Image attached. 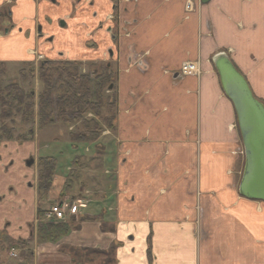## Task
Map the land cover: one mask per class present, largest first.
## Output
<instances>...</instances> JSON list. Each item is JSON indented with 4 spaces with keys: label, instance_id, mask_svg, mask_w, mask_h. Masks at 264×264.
<instances>
[{
    "label": "crops",
    "instance_id": "0c3cea01",
    "mask_svg": "<svg viewBox=\"0 0 264 264\" xmlns=\"http://www.w3.org/2000/svg\"><path fill=\"white\" fill-rule=\"evenodd\" d=\"M59 1L33 4V26L60 35L55 49L70 57L100 59L112 48L115 126L93 142L94 154L85 148L90 155L76 157L66 176L53 172L44 198L33 173L30 215L16 185L6 200L13 217L6 215L18 245L0 251V264H76L71 248L111 247L115 264H264V202L238 191L243 143L211 61L227 53L264 105V0ZM112 4L115 40L97 28ZM88 32L97 48L87 46ZM20 37L0 39V60L33 58ZM184 61H197L200 73L181 74ZM91 158L98 163L88 164ZM54 202L66 206L62 221L43 218ZM41 222H62L68 231L43 236ZM83 264H100V257Z\"/></svg>",
    "mask_w": 264,
    "mask_h": 264
},
{
    "label": "rangeland",
    "instance_id": "374dc122",
    "mask_svg": "<svg viewBox=\"0 0 264 264\" xmlns=\"http://www.w3.org/2000/svg\"><path fill=\"white\" fill-rule=\"evenodd\" d=\"M2 61H5V69L4 71H0L1 87L7 84H11V83H17V85L20 86L25 92L32 91V93L34 94L31 100L32 101L31 111L34 115L33 119L27 122H22L20 118L21 114H16V116L13 119H8L5 121L6 125L11 130L12 129L15 130L14 132L21 134V136L26 139L23 142H21L19 145L11 141H5L1 144V146L4 148V145H6V148H4V150L3 148H0V164L2 166H6V165H9L10 160H12L13 162V164L11 166L9 165V167L7 168L8 172L6 171V173L5 172L1 173L2 176H6L7 181H10V184L5 185V189L7 192L6 200L10 199L9 186L15 187L17 184L21 182L20 184L22 185L20 187L22 188L21 189L22 196L20 199H22L23 204H24V199L28 202V204H25L24 206H25L26 214L30 215L27 210H29V196H30V190L32 189V187L28 185V182L32 178V170L25 163V158H27L28 156L27 154L28 153L33 154V159H34L33 173L34 174H37L38 171H40L39 166H37L39 157L48 156V157H52L55 159L56 175H58L60 178H63L64 176H66L68 172L67 168L69 166L71 168L74 166V164L72 165V161L76 157L77 159L79 157L82 160L83 154L85 155L87 154V152L85 153L84 151L85 148H88V151H89L88 153L90 154H94L93 153L94 148L99 149L93 144V142H80V143H77L76 146H72L70 142V134L78 133L82 130L83 119L84 120H91V119L94 120V118L97 119V117H95L92 111H88L83 116L82 119H79L76 122H72L71 124H67V125L61 122V120L57 117V104L55 102L56 100L55 96L63 92L62 89L66 88L64 86L68 85L74 90H80L81 87L74 84L70 79H68L67 76H63L61 78L63 82H60L61 84L60 83L58 84L56 82L57 75L55 74L52 78L51 87H50L52 101L49 106L53 114V122L47 125L45 124L41 125L37 119V116H38L37 115V107H38L37 105H38V95L44 89V87H43L42 81L38 77V74H37L38 69L36 68L34 69L33 75H30L29 73L31 69L33 72V58L24 60V61L23 60L21 61L20 60H2ZM37 61L38 59L35 61V63H38ZM87 76L89 77V80L92 83H94L95 81L93 80L94 75L90 76L89 74H87ZM89 91H90V94L88 96V99L90 100V102H94L95 100H98L97 97L100 95L99 97L101 99V105L97 107L99 108L98 111L101 116H105L108 114H113V115L115 114L114 105L110 104V102H108L107 100L109 97H112V96L114 97L113 88L111 90L108 87H102L101 90L97 91L96 87H89ZM25 101H28V100L26 99ZM114 104H115V101H114ZM92 124L93 123H90L89 126L92 127ZM101 126H102L103 131L107 130L104 122H101ZM3 151L5 153L9 152L10 154L8 156H5V153ZM90 154H87V155H90ZM89 160L90 162L88 164L93 163V165H96V163H98V162L92 161V158ZM237 164H238L237 179L240 180L243 166L241 165V161ZM19 169L24 170L26 174V177L22 176V178L19 179L20 182L18 179L14 178L15 174L11 173V171L13 170L18 171ZM3 170H5V167ZM69 173H72V172H69ZM75 174L77 173L74 172L73 176ZM56 182L57 181H54V184ZM56 189H57L56 192L52 191V194L50 195L52 199H49L48 197V200L53 202L54 201L53 199H56L55 195L59 194V187H56ZM48 200L46 201L41 200L39 203V207L41 209H46L49 204ZM51 204L53 203H50V205ZM5 206H6V203L4 207ZM11 209L6 214H8L9 217L12 218L13 217L12 212H14V210L13 208ZM41 223L44 225L45 231H48L49 227H52V231H54L53 227L58 225L57 222H53V223L52 222H48V223L41 222ZM38 224L36 226L37 231H38ZM104 259L105 257L101 256L100 261L102 262Z\"/></svg>",
    "mask_w": 264,
    "mask_h": 264
},
{
    "label": "trees",
    "instance_id": "16d2710c",
    "mask_svg": "<svg viewBox=\"0 0 264 264\" xmlns=\"http://www.w3.org/2000/svg\"><path fill=\"white\" fill-rule=\"evenodd\" d=\"M4 69L5 61L0 60V71H4ZM29 73L30 75H33L32 69ZM37 74L44 87L38 95L37 105V119L41 125H47L53 122V114L49 107L52 101L50 87L52 78L56 74V82L58 84L63 82L61 79L63 76H67L74 84L81 87L80 90H74L68 85L64 86L66 88L62 89L63 92L55 96V102L57 104V117L61 120V122L66 125L76 122L79 119H82L88 111H92L95 117H97V119L94 118V120L83 119L82 130L78 133L70 134V142L72 146H76L77 143L80 142H95L103 131L101 122L105 123L106 129L110 131L114 130V115L108 114L101 116L98 111V107L101 105L100 95L97 97L98 100H95L94 102H90L88 99L90 94L89 87H96L97 91L101 90L102 87H105L108 76L92 83L87 75L79 74L76 65L71 66L65 64L64 62H45L43 65L39 66ZM33 96L34 94L32 91L25 92L17 85V83L7 84L2 87L0 85V138H12L15 130H11L6 125L5 121L13 119L16 114H21L20 118L22 122H27L33 119L34 115L31 111V100ZM26 99L28 101H25ZM107 100L110 104L114 105L115 96L109 97ZM90 123H93L92 127L89 126ZM37 163L40 170L38 171V191L39 199H41L45 197V194L51 184L52 174L55 171V159L48 156L39 157ZM75 163H77L76 158L72 161V164ZM53 230L54 231H52V227H49V230L45 231L44 225L42 223L38 224V232L41 235L44 236L47 234L48 236L55 238L58 237L59 234L67 232L68 227L65 223L58 222V225L53 227ZM13 244L18 245V242L13 241ZM69 250L73 254V261L76 264H83L84 260L88 261L92 259L93 255L99 256L100 258L101 256L105 257L102 262L100 261V264H115L113 247L107 251L92 248H71Z\"/></svg>",
    "mask_w": 264,
    "mask_h": 264
},
{
    "label": "flooded vegetation",
    "instance_id": "af4514ba",
    "mask_svg": "<svg viewBox=\"0 0 264 264\" xmlns=\"http://www.w3.org/2000/svg\"><path fill=\"white\" fill-rule=\"evenodd\" d=\"M113 1V0H110ZM45 3L50 5L51 7H60L59 0H0V39L3 38H11L15 35L21 36L26 41V43H30L31 47L28 49V53L33 56V74L34 69H38L39 66L43 65L45 62H64L65 64L74 66L76 65L78 68V72L81 75L89 74L94 75L93 80H101L104 77L108 76L106 79L105 87H109L112 89L115 87V74L113 70V64L110 60L112 57V48L106 47V49L102 52V58L93 59V60H84L76 57H70L68 53H64L61 50H56L55 46L58 45L61 39L60 35L54 34L52 31L45 29L43 23H36L33 26V4L38 7L39 4ZM92 0H84V5H91ZM116 5H111V12L106 13L103 16V19L98 23L97 28L104 29L107 36L111 40H115L117 38V28L116 25L113 27L112 24L117 21V17L112 13L115 10ZM16 13L20 15L21 22L17 23ZM22 16V17H21ZM44 22L48 24L47 26L50 28V25H53L51 18L48 15H45ZM65 18H59L57 24L59 29H63L66 25ZM8 23V24H6ZM107 23V24H106ZM26 25V26H25ZM106 25V27H104ZM115 29V30H114ZM116 31V32H115ZM88 36L90 39H87V46L90 48H97L98 43L94 42L92 33L88 32ZM53 51L55 54L52 55ZM109 58V59H108ZM38 59V63L35 61ZM36 66V67H34ZM26 138L22 137L21 134L17 132H13L12 138L8 139L7 137L0 138V148H3L1 144L5 141H11L17 143L18 145L23 142ZM6 148V145H4ZM3 148V150H4ZM4 152V151H3ZM5 153V152H4ZM10 153L6 152L5 156H8ZM27 158H25L26 165L32 170V178L28 182V185L33 188V154L28 153ZM13 164L12 160H10L9 165ZM9 165L2 166L0 164V251L6 249V247L13 246V241H18L19 238H14L10 234L7 233L8 227L11 225V221L7 220L8 211L6 210L5 201L7 192L5 189V185H7L6 176H2L1 173H6ZM38 166V164H37ZM5 167V170H3ZM2 171V172H1ZM8 172V171H7ZM11 173L15 174V179H21L22 176L26 177L24 170L19 169L18 171H11ZM2 176V177H1ZM20 182V180H19ZM21 183V182H20ZM10 184V183H8ZM16 186H9V193H16ZM19 228V226H17ZM16 255V254H15Z\"/></svg>",
    "mask_w": 264,
    "mask_h": 264
},
{
    "label": "water",
    "instance_id": "95a60500",
    "mask_svg": "<svg viewBox=\"0 0 264 264\" xmlns=\"http://www.w3.org/2000/svg\"><path fill=\"white\" fill-rule=\"evenodd\" d=\"M211 61L221 88L233 105L243 143L244 164L238 191L246 198L264 202V105L227 53L218 52Z\"/></svg>",
    "mask_w": 264,
    "mask_h": 264
},
{
    "label": "built area",
    "instance_id": "2783aa9c",
    "mask_svg": "<svg viewBox=\"0 0 264 264\" xmlns=\"http://www.w3.org/2000/svg\"><path fill=\"white\" fill-rule=\"evenodd\" d=\"M187 3L186 7L189 8ZM179 71L183 75H197L200 73V67L197 61H184L181 63ZM66 206L62 202H55L51 204L43 213V218L48 221H62L65 219ZM15 256V253H11Z\"/></svg>",
    "mask_w": 264,
    "mask_h": 264
}]
</instances>
